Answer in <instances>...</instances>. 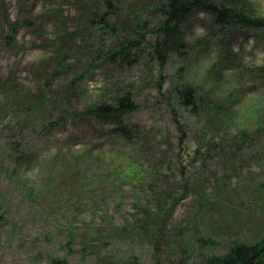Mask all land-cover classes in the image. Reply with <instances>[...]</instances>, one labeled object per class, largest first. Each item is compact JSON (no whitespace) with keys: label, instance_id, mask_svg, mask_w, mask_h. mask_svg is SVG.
Returning a JSON list of instances; mask_svg holds the SVG:
<instances>
[{"label":"rangeland","instance_id":"rangeland-1","mask_svg":"<svg viewBox=\"0 0 264 264\" xmlns=\"http://www.w3.org/2000/svg\"><path fill=\"white\" fill-rule=\"evenodd\" d=\"M144 1L0 0V264H203L264 237V33L211 35L203 11L184 57L105 58ZM126 93V134L85 114Z\"/></svg>","mask_w":264,"mask_h":264},{"label":"trees","instance_id":"trees-1","mask_svg":"<svg viewBox=\"0 0 264 264\" xmlns=\"http://www.w3.org/2000/svg\"><path fill=\"white\" fill-rule=\"evenodd\" d=\"M113 1L98 0L99 5L104 3L107 7H110ZM146 1L136 7L139 12L143 11L145 14L148 11L151 16L150 20H145L141 18V15H136L139 38L120 39L104 55L105 58L117 60L123 66H131L139 61L145 51L148 55L157 58L160 63L167 62L171 56L184 57L189 48L186 27L196 14L203 11L209 15L207 19L211 35L216 28V33L220 36L234 34L233 31L231 32L232 29H239L247 35L264 33L263 17H255L243 11L230 0H149L145 3ZM79 9L89 11L86 5ZM109 15L110 13L105 15L95 12L92 16L102 20L100 24L104 28ZM153 18L156 21H152ZM15 28L12 26V33L15 32ZM240 31L239 34H241ZM221 48L218 42L215 55ZM210 67L212 68L211 65ZM182 74L177 76L178 83L174 87V98L180 107L194 111L200 100L197 95V86L183 81ZM208 84L211 85V82ZM136 108L134 101L126 93L116 96L111 103L101 102L90 105L85 114L101 123L111 125V130L115 133L126 134L125 117ZM262 258V264H264V237L253 243L233 242L225 254L209 256L203 264H254ZM50 264L59 263L56 259H51Z\"/></svg>","mask_w":264,"mask_h":264},{"label":"water","instance_id":"water-1","mask_svg":"<svg viewBox=\"0 0 264 264\" xmlns=\"http://www.w3.org/2000/svg\"><path fill=\"white\" fill-rule=\"evenodd\" d=\"M263 263V259H261L257 264H262Z\"/></svg>","mask_w":264,"mask_h":264},{"label":"bare ground","instance_id":"bare-ground-1","mask_svg":"<svg viewBox=\"0 0 264 264\" xmlns=\"http://www.w3.org/2000/svg\"><path fill=\"white\" fill-rule=\"evenodd\" d=\"M258 262L254 263V264H257Z\"/></svg>","mask_w":264,"mask_h":264}]
</instances>
